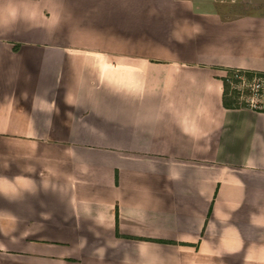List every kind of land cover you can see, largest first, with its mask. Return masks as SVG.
<instances>
[{
  "label": "crops",
  "instance_id": "crops-1",
  "mask_svg": "<svg viewBox=\"0 0 264 264\" xmlns=\"http://www.w3.org/2000/svg\"><path fill=\"white\" fill-rule=\"evenodd\" d=\"M264 0H0V264H264Z\"/></svg>",
  "mask_w": 264,
  "mask_h": 264
},
{
  "label": "built area",
  "instance_id": "built-area-1",
  "mask_svg": "<svg viewBox=\"0 0 264 264\" xmlns=\"http://www.w3.org/2000/svg\"><path fill=\"white\" fill-rule=\"evenodd\" d=\"M237 82L232 83L236 89L239 101H244L246 107L264 109V76L254 75L249 80L243 74H234Z\"/></svg>",
  "mask_w": 264,
  "mask_h": 264
},
{
  "label": "trees",
  "instance_id": "trees-1",
  "mask_svg": "<svg viewBox=\"0 0 264 264\" xmlns=\"http://www.w3.org/2000/svg\"><path fill=\"white\" fill-rule=\"evenodd\" d=\"M234 74H243L245 78L249 80L254 75L264 76V72L250 69L229 68L226 70V74L221 77L223 82V105L228 107H246L247 105L244 101L238 100L236 89L232 87V83L237 82V78Z\"/></svg>",
  "mask_w": 264,
  "mask_h": 264
},
{
  "label": "rangeland",
  "instance_id": "rangeland-1",
  "mask_svg": "<svg viewBox=\"0 0 264 264\" xmlns=\"http://www.w3.org/2000/svg\"><path fill=\"white\" fill-rule=\"evenodd\" d=\"M226 74V73H225Z\"/></svg>",
  "mask_w": 264,
  "mask_h": 264
}]
</instances>
